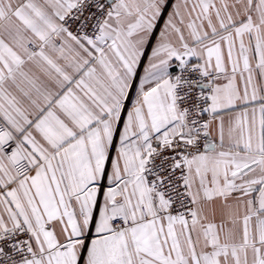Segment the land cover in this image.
<instances>
[{
  "label": "snow or ice",
  "instance_id": "6c2138e0",
  "mask_svg": "<svg viewBox=\"0 0 264 264\" xmlns=\"http://www.w3.org/2000/svg\"><path fill=\"white\" fill-rule=\"evenodd\" d=\"M0 264H264V0H0Z\"/></svg>",
  "mask_w": 264,
  "mask_h": 264
},
{
  "label": "crops",
  "instance_id": "0c3cea01",
  "mask_svg": "<svg viewBox=\"0 0 264 264\" xmlns=\"http://www.w3.org/2000/svg\"><path fill=\"white\" fill-rule=\"evenodd\" d=\"M145 63H146V61H145ZM143 75V72L141 71V76Z\"/></svg>",
  "mask_w": 264,
  "mask_h": 264
}]
</instances>
